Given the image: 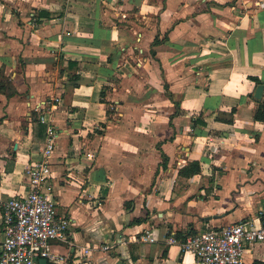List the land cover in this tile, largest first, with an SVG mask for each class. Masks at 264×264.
Listing matches in <instances>:
<instances>
[{
  "label": "crops",
  "instance_id": "1",
  "mask_svg": "<svg viewBox=\"0 0 264 264\" xmlns=\"http://www.w3.org/2000/svg\"><path fill=\"white\" fill-rule=\"evenodd\" d=\"M0 73V242L51 105L57 264H192L189 236L264 225V0H0Z\"/></svg>",
  "mask_w": 264,
  "mask_h": 264
},
{
  "label": "built area",
  "instance_id": "2",
  "mask_svg": "<svg viewBox=\"0 0 264 264\" xmlns=\"http://www.w3.org/2000/svg\"><path fill=\"white\" fill-rule=\"evenodd\" d=\"M53 108L51 105L45 112L36 109L39 112L37 120L46 129L39 161L25 169L28 191L2 204L0 264H37L39 259L53 264L64 261L62 256L51 252L50 241L64 240L69 223L64 218H56L55 199L45 188L51 176L49 160L58 137L50 118ZM141 241L154 240L145 231ZM261 242H264V225L259 221H240L189 236L181 250L193 256L192 264H243L246 247ZM103 249L112 250L113 245L108 244ZM89 251V247H84L81 253L86 256Z\"/></svg>",
  "mask_w": 264,
  "mask_h": 264
},
{
  "label": "trees",
  "instance_id": "3",
  "mask_svg": "<svg viewBox=\"0 0 264 264\" xmlns=\"http://www.w3.org/2000/svg\"><path fill=\"white\" fill-rule=\"evenodd\" d=\"M159 37L158 36H156L155 37V39H154V41H153V44H152V46H156L157 44H159ZM150 53H151V55L152 56H154L155 55V52L153 51V49H151V51H150ZM3 78H2V75H1V73H0V92H3V91H5V88H6V85H5V83L3 82V80H2ZM255 82L257 83V84H260V81H258L257 79H255ZM164 89H165V92L164 93H166V95H167V97L170 99V100H173V96H172V94H170V92L168 91V87H167V85H165L164 86ZM254 118H255V120H257V121H263L264 120V103H260L259 104V106H258V108H257V111H256V113H255V115H254ZM196 123L197 124H199V125H204L203 123H201V121H197L196 120ZM199 171V166H198V164L197 163H191V164H189L187 167H185L184 168V170H182L181 171V173H186L187 175H191V174H195V173H197ZM136 222H140L139 220H137Z\"/></svg>",
  "mask_w": 264,
  "mask_h": 264
},
{
  "label": "water",
  "instance_id": "4",
  "mask_svg": "<svg viewBox=\"0 0 264 264\" xmlns=\"http://www.w3.org/2000/svg\"><path fill=\"white\" fill-rule=\"evenodd\" d=\"M263 85H259L257 88H256V91H255V94H254V97L257 98V99H261L262 97V92H263ZM37 264H49L48 260L46 259H39Z\"/></svg>",
  "mask_w": 264,
  "mask_h": 264
}]
</instances>
